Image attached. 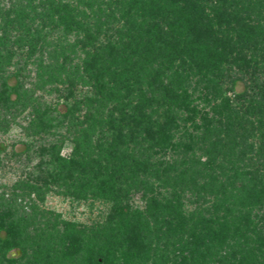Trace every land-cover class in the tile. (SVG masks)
Listing matches in <instances>:
<instances>
[{"label": "rangeland", "instance_id": "rangeland-1", "mask_svg": "<svg viewBox=\"0 0 264 264\" xmlns=\"http://www.w3.org/2000/svg\"><path fill=\"white\" fill-rule=\"evenodd\" d=\"M197 1L210 16L223 3ZM234 1L226 0V9L238 8L252 32H223L248 51L249 71L256 68L260 83L264 0H236L238 7ZM156 3L163 10L150 13ZM177 15L180 5L168 0H0V210H11L22 226V264H182L192 239L215 232L214 219L227 208L244 206L256 224L264 223V203L256 196L244 193L241 206L232 204L238 196L230 188L219 197L218 181L201 174L216 145L222 154L215 164L225 154L226 164L243 172L247 190L260 189L264 94L257 87L247 101L235 102L232 58L220 63L209 45L185 50L189 40L173 23ZM184 92L214 122L244 126L247 139L233 132L229 142L220 131L207 134L199 118L197 125L182 121L186 115L171 97ZM140 104L147 118L122 119ZM166 111L175 115L176 128L165 149L143 130L163 123ZM118 206L128 215L118 217ZM134 225L146 247L130 259L124 236ZM70 236L82 241L78 258L65 257ZM207 251L209 258L197 264H217Z\"/></svg>", "mask_w": 264, "mask_h": 264}, {"label": "trees", "instance_id": "trees-1", "mask_svg": "<svg viewBox=\"0 0 264 264\" xmlns=\"http://www.w3.org/2000/svg\"><path fill=\"white\" fill-rule=\"evenodd\" d=\"M168 1H170V5L172 6L180 5V15H177L175 18L176 21L173 23H178L185 29V36L189 40L185 50L190 53L194 52L198 46L209 45L212 49H214V53L210 54H215L213 57L217 56L220 63L226 62L228 58H232L231 64H235L237 67L236 71H238V75H228V79L230 86L229 88L233 93L235 102L247 101L246 99L252 92H254V88L257 87L262 90L264 94V78L262 82L258 83L256 68L252 71H249L253 67H251L250 64L251 59L246 55L248 54V51H243L244 47H239L241 48L239 49L238 44H240V42L234 44L232 38L223 32V28H228L231 30L234 28H246L245 32H247V34H251L252 26L249 27L245 17L234 11L238 10V8L234 7L233 9H226L224 5L226 0H223L220 8L221 10L210 16L206 13L205 8L199 5L197 0ZM233 4L237 6V1L235 0ZM153 7L158 13L163 10L161 9L162 6L156 3L148 10L150 13L153 11ZM169 18L170 17L167 15L163 18V21H166L167 19L169 20ZM178 19L181 22H179ZM167 24L171 23L168 22ZM237 38L241 37L238 36ZM241 40L242 39H239V41ZM91 63L93 64L91 66L96 64L94 60ZM243 75H247L248 79H245ZM218 77L219 75H216L215 78ZM96 78L97 80H102L101 75L96 76ZM240 84L242 85V89L238 91L236 88ZM212 89L215 92L217 91L216 86L212 87ZM2 92L3 91H0V99L4 96V93ZM171 100H179V110L184 112L186 115L182 121H190L195 125L196 118H199L202 128L207 132V134H210L212 131H220L224 134L225 138L229 139L230 142L235 140V138L230 136L233 132L238 135L241 134L242 136L240 137H243L248 133V129H246L244 126L241 127L239 123L234 126V123L230 121L223 123L220 120H215L214 122V120L208 117L207 113H201L195 105H192L190 96L186 92L182 93L181 95L172 96ZM253 101H255L254 98L248 101L249 107L254 106ZM145 109L146 108L143 105H137L132 113L122 114V119L133 122L137 119H145L148 117ZM246 109L250 110L248 108ZM164 117L165 120L163 123H154V125L157 126L156 128H151L150 126L146 125L143 131L149 140L155 142V146H160V148L166 149L167 146L171 145L172 132L173 129L176 128V121L175 115L173 113H169L168 111H166ZM136 124L140 125L141 122L138 121ZM239 130L241 133L238 132ZM242 139L245 141L247 138L244 136ZM224 144L227 145V143ZM216 148V145H212L210 150L216 152V155H221L222 152H218ZM216 155L211 158V163H208V165L201 172V174L205 173V176L203 177L209 178V180L210 178L217 180L219 183L218 187L221 188V190L224 187L230 188V193H232L231 197L236 198V196H238L236 201L232 204L239 203L240 205V203L243 202L242 195H244V193L251 199L256 196L258 202L264 203V183H260V189L255 190L253 187L252 189L247 190L245 185L246 178L244 177L243 172L239 171L238 168L235 169L231 167V165L229 166L226 164L224 161L225 154L221 156L223 157V161H221L220 164L217 161L216 165ZM231 163H233V160ZM217 169H219V172ZM223 195H226V193L222 190L218 196L222 197ZM240 197L241 199H239ZM236 206L237 208L235 209L231 208L232 212L229 210L230 208H227L225 210L227 214L214 219V224L217 227L215 232H210L207 229L204 233H197L195 238H193L189 243L193 244L191 245V248L193 249L192 251H189L187 256L183 257L182 264H197L200 259H203L204 261L206 258H209L210 255L207 249L210 251V246L213 247V250L210 251L211 257L215 259L217 264H244V262H246V264H264V254L263 256H260V252H262L264 247V223L256 224L251 218H249V212L244 211V206L241 208H239L238 205ZM115 214L118 217H124L128 215V208L124 206H118L115 208ZM227 233H231L232 235L228 237ZM254 237L255 241H251V238ZM144 241L145 237L141 233L140 228L137 227V225L131 227L129 233L124 236L125 255L130 259L140 258L145 250L144 248L146 247ZM24 242L25 239L22 232V226L17 220L13 218L11 210H0V258L2 259L1 261L3 264L23 263V260L26 257ZM199 243L200 247L194 250V245ZM215 243L218 244V250L216 251L213 246ZM82 249L83 245L79 237L70 236L66 246L65 257L78 258V256H80L82 253ZM13 250L19 251V254H11ZM194 253L196 254L194 255Z\"/></svg>", "mask_w": 264, "mask_h": 264}]
</instances>
